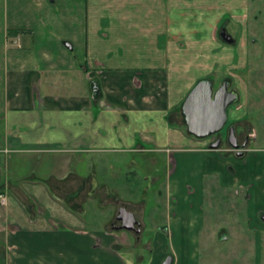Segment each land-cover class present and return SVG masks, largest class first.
Returning a JSON list of instances; mask_svg holds the SVG:
<instances>
[{
  "label": "crops",
  "instance_id": "obj_1",
  "mask_svg": "<svg viewBox=\"0 0 264 264\" xmlns=\"http://www.w3.org/2000/svg\"><path fill=\"white\" fill-rule=\"evenodd\" d=\"M252 1L0 0V193L7 196L0 264H134L142 257L144 200L117 196L139 222L135 232L121 228L116 213L106 224L88 222L52 190L67 180L49 163L66 167L74 156L80 188L84 175L97 181L85 167L101 153L127 158L128 167L132 153L149 163L165 156L166 191L157 201L164 212L150 215L153 239L145 244L152 264L167 255L171 264H264V148L252 145L256 137L241 155L211 148L214 135L189 134L181 112L189 90L209 79L214 88L229 81L238 94L227 124L245 118L240 72ZM92 79L99 100L91 97ZM224 196L231 204L219 212Z\"/></svg>",
  "mask_w": 264,
  "mask_h": 264
},
{
  "label": "rangeland",
  "instance_id": "obj_2",
  "mask_svg": "<svg viewBox=\"0 0 264 264\" xmlns=\"http://www.w3.org/2000/svg\"><path fill=\"white\" fill-rule=\"evenodd\" d=\"M251 3L248 13L247 63L246 67L240 72L246 86L245 118L241 122L228 123L226 128L220 134H215L216 136L213 138L214 141L218 138L222 139L220 145L231 149L232 147L226 140L227 127L229 125L235 128V135L240 147L244 137L248 134L247 143L251 138L256 137L252 145L264 148V0H253ZM233 150L234 152L236 151L235 149ZM94 155H91L93 157H88L91 159L86 161L85 170L86 174H93L94 180L97 181L90 184L84 175L79 178L82 183L80 188L79 185H75L74 156H66V167L62 166V168L56 169L49 163L51 170H55L54 172L60 174L62 179L64 176L67 180V186L64 188H56L51 185L53 192L58 191L59 198L68 204V207L83 211V217L88 218V222L92 221L93 224L96 222L97 224H106L105 218L111 219L114 216L118 207L125 202L122 198L117 197L118 195H122L129 200L141 202L144 200V207L141 213L144 217L145 226L139 235L138 245V252L142 257L139 260H135L134 264H152V253L146 250L145 244H150L153 239L154 226L150 215L164 212V206L162 204L158 206L157 201H162L166 191L168 164L165 161V156H154V163H149L142 156L132 153L131 160L134 164L128 167V162L126 163L125 160L127 158L115 161L118 157L114 153ZM52 158L53 156H50L49 160L51 161ZM112 164L115 166L113 167ZM45 165H47L46 162ZM49 166L45 168L48 169L50 168ZM91 170L94 173H91ZM148 175L153 176L155 179L150 177L147 181L146 177ZM47 189L50 190V186ZM184 189L186 191L192 190L186 184L183 185V191ZM53 192L52 194H55ZM192 192L196 196L200 194L198 189H193ZM239 195L240 197L237 199L242 201V205H244L246 194L240 192ZM229 199V196L223 197L222 201L224 202L219 205V208L221 207L219 209L221 211L218 210L219 212H224L227 207L229 208V204H231V202H228ZM127 206L134 209L138 207L139 211L142 208V204H133L130 201H128ZM206 211L209 210L206 209ZM99 227L101 226L99 225ZM132 236L135 238L134 235ZM132 242L136 243L135 240ZM153 247L154 244L152 249Z\"/></svg>",
  "mask_w": 264,
  "mask_h": 264
},
{
  "label": "water",
  "instance_id": "obj_3",
  "mask_svg": "<svg viewBox=\"0 0 264 264\" xmlns=\"http://www.w3.org/2000/svg\"><path fill=\"white\" fill-rule=\"evenodd\" d=\"M91 97L93 100L101 98V89L97 80L92 79L89 83ZM229 81H223L219 87L214 88L212 81L201 79L189 90L181 105L183 123L187 132L197 138H204L215 134H220L227 125V109L238 101V94L229 89ZM226 140L235 149L237 155H241L240 148H244L246 141L238 143L235 135L234 126L227 127ZM222 142L218 138L211 144V148H217ZM117 220L120 227L139 232L136 227L139 222L135 219L132 212L122 204L118 210ZM172 258L167 255L161 264H171Z\"/></svg>",
  "mask_w": 264,
  "mask_h": 264
},
{
  "label": "built area",
  "instance_id": "obj_4",
  "mask_svg": "<svg viewBox=\"0 0 264 264\" xmlns=\"http://www.w3.org/2000/svg\"><path fill=\"white\" fill-rule=\"evenodd\" d=\"M7 202V196L5 193H0V204L4 205Z\"/></svg>",
  "mask_w": 264,
  "mask_h": 264
},
{
  "label": "flooded vegetation",
  "instance_id": "obj_5",
  "mask_svg": "<svg viewBox=\"0 0 264 264\" xmlns=\"http://www.w3.org/2000/svg\"><path fill=\"white\" fill-rule=\"evenodd\" d=\"M230 126H231V125H230ZM228 127H229V126H228ZM247 139H248V136L245 138V140H243V142H245ZM120 206H121V205H120ZM120 206H119L118 209H117L116 216L118 215V210H119Z\"/></svg>",
  "mask_w": 264,
  "mask_h": 264
}]
</instances>
